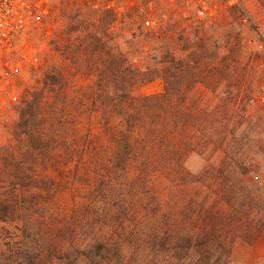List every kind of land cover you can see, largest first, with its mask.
Segmentation results:
<instances>
[{"label": "trees", "instance_id": "1", "mask_svg": "<svg viewBox=\"0 0 264 264\" xmlns=\"http://www.w3.org/2000/svg\"><path fill=\"white\" fill-rule=\"evenodd\" d=\"M229 10L239 25L248 17L240 0ZM117 16L145 46L115 35ZM159 16L143 30L130 11L90 7L92 22L54 47L64 64L45 61L19 102L0 148V224H20L9 264H227L237 241L264 235L250 177L263 116L257 77L239 58L228 75L199 38L188 59L182 14ZM214 79L227 83L217 103L206 96ZM198 83L205 90L188 99ZM191 155L207 163L199 174L186 169Z\"/></svg>", "mask_w": 264, "mask_h": 264}, {"label": "rangeland", "instance_id": "2", "mask_svg": "<svg viewBox=\"0 0 264 264\" xmlns=\"http://www.w3.org/2000/svg\"><path fill=\"white\" fill-rule=\"evenodd\" d=\"M44 14L39 23H35L29 29L27 42L29 47L34 50L35 61H27L17 46L16 51L9 58L7 68L0 74V148L7 145L11 139L13 122L16 120V107L21 99L41 80V70L45 61L49 60L57 65L64 64V56L54 47L61 46L67 39L66 33L82 20H89V8H100L110 6L114 10L121 12L130 11L137 20V26L146 28L144 22L149 21L152 27L161 25V12L182 14L183 20L176 19L179 23L178 35L183 37L187 46L186 56L189 57L190 47L196 39L203 40L205 47L214 53L211 61L219 63L222 58L226 59L229 69L227 74H233L231 61L234 58L241 59V70L248 76V64L257 77L255 90L260 94V88L264 86V0H240L247 12L246 22L242 25L237 23V15L229 10L236 0H36ZM204 4L207 13H211L213 18L203 19V28L195 22L197 9ZM200 6V7H199ZM166 10V11H165ZM176 16V17H175ZM112 30L119 35L127 36L139 42V47L145 46V38L140 36L137 39L131 38L124 29L129 22L127 18L117 16L113 18ZM211 28V29H210ZM177 32V31H176ZM177 35V34H176ZM177 35V37H178ZM172 46L178 45L174 35ZM119 42L121 40H118ZM117 42V44H119ZM122 42V41H121ZM126 50L127 47H123ZM207 52V54H208ZM189 59V58H188ZM68 64V62H66ZM19 65L18 71L13 73L14 67ZM247 66V67H246ZM251 73V72H250ZM218 79V77H216ZM243 88H247L246 81ZM212 80V87L216 93L206 92V96L218 102V95L224 91L225 85ZM242 88V89H243ZM155 86L149 87L147 93L156 90ZM205 90V87L198 83L188 94V99L197 97L198 93ZM259 106L263 116L259 128V146L257 154L252 161V194L262 196L264 202V98H261ZM244 135L249 133L247 124L241 129ZM218 162V161H217ZM204 158L191 155L186 162V169L191 174H199L206 166ZM264 204L257 202L254 213L258 212V205ZM20 241V224L3 223L0 224V264H9L15 253V248ZM227 264H264V235L254 244H246L237 241L232 250L230 260Z\"/></svg>", "mask_w": 264, "mask_h": 264}, {"label": "built area", "instance_id": "3", "mask_svg": "<svg viewBox=\"0 0 264 264\" xmlns=\"http://www.w3.org/2000/svg\"><path fill=\"white\" fill-rule=\"evenodd\" d=\"M234 4H237V0ZM43 14L36 0H0V74L7 68L8 60L17 46L24 59L35 61L34 50L29 47L26 34L33 24L39 23ZM195 15L201 21L213 18L211 13H207L204 4ZM243 21L246 22V19ZM144 25L146 28H154L149 21L144 22ZM18 69L19 65L14 67L13 73ZM260 96L264 98V86L260 88Z\"/></svg>", "mask_w": 264, "mask_h": 264}, {"label": "crops", "instance_id": "4", "mask_svg": "<svg viewBox=\"0 0 264 264\" xmlns=\"http://www.w3.org/2000/svg\"><path fill=\"white\" fill-rule=\"evenodd\" d=\"M262 237H263V236H262ZM262 237H260L259 239H261ZM259 239H258V240H259Z\"/></svg>", "mask_w": 264, "mask_h": 264}]
</instances>
